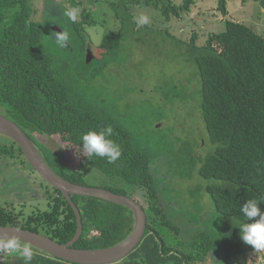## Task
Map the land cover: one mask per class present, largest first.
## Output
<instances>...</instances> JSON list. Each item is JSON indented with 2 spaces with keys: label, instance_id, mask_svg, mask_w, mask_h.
<instances>
[{
  "label": "trees",
  "instance_id": "obj_1",
  "mask_svg": "<svg viewBox=\"0 0 264 264\" xmlns=\"http://www.w3.org/2000/svg\"><path fill=\"white\" fill-rule=\"evenodd\" d=\"M30 1L0 0V108L25 132L39 153L37 144L54 156L52 165L42 157L64 180L79 185L80 170L89 165L108 177L121 178L139 191L143 201L135 195L134 200L146 214L147 229L137 248L117 264H192L216 250L220 251L224 264H230L237 257L255 253L240 239L238 226L253 222L240 212L247 200L256 199L260 203L258 207L264 211V37L232 20H226L224 30L210 34L202 46L197 45L196 34H192L189 43H184L165 32L185 48L186 59L195 65L200 79V110L206 134L200 141L207 140L210 150L203 153L204 156L197 155L198 141L192 145L186 140L181 151L189 152L188 159L185 153H180L185 159L183 165L196 169L203 181L199 179L198 187L211 198L219 221L217 225L222 226L219 230L204 226L200 231H189L186 238L173 243L169 235L173 233L177 240L183 229L178 225L179 214L173 212V204L165 198L160 160H152L147 150L135 139L133 142L129 132L110 114L96 111L74 94L73 87L61 73L63 68L46 49L43 26L30 19ZM196 1L184 0L176 5L173 0H144L142 4L171 20L188 13ZM259 2L264 6V0ZM69 3L77 6L74 0ZM107 3L121 28L103 37L95 50L99 57L93 58L91 44H87L86 53L89 51L93 58L88 66L96 60L104 64L103 59L114 58L121 52L129 28L134 31L137 28L128 5L141 2ZM217 9L222 16H227V0H218ZM79 15L80 20L74 22L67 16L71 35L81 36L85 25H94L89 13L81 11ZM109 125L114 129L109 138L120 146L122 155L114 163L100 157L90 161L84 153L81 135L90 130L102 131V127ZM47 139L59 146L61 155L46 147ZM0 151L13 157L16 153L22 154L14 142ZM178 153L172 149V161L181 164L183 160L176 157ZM46 185L50 189H43L48 200L46 210L24 217L12 205L0 206V227L22 228L66 244L76 234V215L62 193ZM71 199L83 227L73 248L108 249L123 242L131 233L134 219L127 207L89 197L72 196ZM30 248L33 251L31 264H70ZM0 264L25 262L18 253L4 257L0 250Z\"/></svg>",
  "mask_w": 264,
  "mask_h": 264
},
{
  "label": "rangeland",
  "instance_id": "obj_2",
  "mask_svg": "<svg viewBox=\"0 0 264 264\" xmlns=\"http://www.w3.org/2000/svg\"><path fill=\"white\" fill-rule=\"evenodd\" d=\"M138 1L141 4L128 5V11L135 21L140 15H146L149 23L137 26L135 31L129 28L121 52L114 58L103 59L104 64L96 60L89 66L86 63L87 44H91L93 58L99 57L95 50L103 37L117 33L121 28L107 3L115 0H74L76 7H72L69 0H31L28 7L31 21L43 26L46 49L63 68L61 73L73 87L74 94L90 103L96 111L110 114L129 132L133 142L135 139L147 150L152 160H160L165 198L173 204V212L179 214L178 225L183 229L177 240L173 233L169 239L178 243L189 231H200L204 226L219 230L222 226L217 225L219 221L211 198L198 187L202 180L196 169L183 165L185 159L181 154L185 153L188 159L189 152L181 151L186 140L192 145L198 141L197 155L210 150L207 140L200 141L206 136L200 110V79L195 65L186 59L185 48L167 37L165 32L184 43H189L192 34H196V43L202 46L210 34L224 30L226 20H232L264 37V6L260 0H227V16L224 17L217 9L218 0H197L188 13L166 20L160 11L142 4L144 0ZM183 1L173 0V3L181 5ZM72 10L76 11V21L80 20L81 11L89 13L94 21L93 26H84L85 33L81 36L71 35L68 29L67 13ZM64 27L70 38L60 49L52 45L51 38L55 39L53 34L62 32ZM1 143L3 148L0 150L11 147L0 140ZM37 145L40 155L52 165L54 156L47 153L43 145ZM45 145L51 152L61 155L59 146L52 139L45 140ZM173 148L179 152L176 157L183 160L181 164L172 161ZM80 172L82 178L78 183L81 186L112 189L133 200L134 195L142 196L121 178L108 177L89 165L83 166ZM44 188L50 190L22 154L16 153L13 157L0 151V206L12 205L24 217L38 210L44 211L48 202ZM252 256H247L251 264L264 262V252ZM244 257H237L230 264H250V259L246 263ZM192 264L224 262L220 251L216 250Z\"/></svg>",
  "mask_w": 264,
  "mask_h": 264
},
{
  "label": "water",
  "instance_id": "obj_3",
  "mask_svg": "<svg viewBox=\"0 0 264 264\" xmlns=\"http://www.w3.org/2000/svg\"><path fill=\"white\" fill-rule=\"evenodd\" d=\"M91 59L92 54L88 51L86 63H89ZM0 134L16 143L31 168L42 180L62 193L77 218L76 234L66 244H59L44 235L18 227H0V234L7 233L9 236H16L19 238L20 244L30 246L39 252L70 264H117L137 248L145 235L147 218L144 210L135 200L106 189L81 186L64 180L52 171L25 132L13 121L2 115H0ZM72 196L95 198L127 207L131 210L134 219L131 233L123 242L108 249L80 250L73 248L72 246L82 235L83 227L80 213L71 199Z\"/></svg>",
  "mask_w": 264,
  "mask_h": 264
},
{
  "label": "clouds",
  "instance_id": "obj_4",
  "mask_svg": "<svg viewBox=\"0 0 264 264\" xmlns=\"http://www.w3.org/2000/svg\"><path fill=\"white\" fill-rule=\"evenodd\" d=\"M71 21H75L76 11L72 10L67 13ZM137 26H143L149 23V18L146 15H140L136 18ZM55 39L51 38V43L54 47L63 48L69 41V32L64 27V30L53 34ZM102 131L90 130L81 135V142L84 153L91 161L93 157L106 158L108 163H114L121 155L120 146L115 143L111 137L114 129L109 125L102 127ZM260 204L256 199L247 200L240 208V212L247 218L253 220L251 223H241L240 239L246 244L250 245L254 252L264 251V211H261ZM258 219H254L257 218ZM0 240H7L5 247L11 253H18L24 259L25 264H31L33 259V251L30 247L24 246L21 249L19 238L16 236H9L7 233L0 234Z\"/></svg>",
  "mask_w": 264,
  "mask_h": 264
},
{
  "label": "flooded vegetation",
  "instance_id": "obj_5",
  "mask_svg": "<svg viewBox=\"0 0 264 264\" xmlns=\"http://www.w3.org/2000/svg\"><path fill=\"white\" fill-rule=\"evenodd\" d=\"M0 115L7 117L6 114H5L4 109H2V108H0ZM11 121H13V120H11ZM0 140L3 141V142H5L6 143L5 145H8V144L11 145V143H13V141L10 138H8V137H6V136H4L2 134H0ZM0 147L3 148V143H1Z\"/></svg>",
  "mask_w": 264,
  "mask_h": 264
},
{
  "label": "built area",
  "instance_id": "obj_6",
  "mask_svg": "<svg viewBox=\"0 0 264 264\" xmlns=\"http://www.w3.org/2000/svg\"><path fill=\"white\" fill-rule=\"evenodd\" d=\"M6 243H7V241H1V242H0V249L3 251V253H4L6 256H9V255H11L12 253L9 252V251L7 250V248L5 247Z\"/></svg>",
  "mask_w": 264,
  "mask_h": 264
},
{
  "label": "crops",
  "instance_id": "obj_7",
  "mask_svg": "<svg viewBox=\"0 0 264 264\" xmlns=\"http://www.w3.org/2000/svg\"><path fill=\"white\" fill-rule=\"evenodd\" d=\"M21 249H22V247H21ZM1 250V249H0ZM2 251V250H1ZM2 253H3V251H2ZM255 253H257V252H255ZM259 253V252H258ZM263 253V252H262ZM252 255L254 254V253H251ZM12 255V254H11ZM11 255H9V256H11ZM252 255H246L245 257H246V263H248V259H250V258H248L247 256H251V257H253ZM3 256L4 257H9V256H6L4 253H3ZM240 257H243V256H240ZM244 257V258H245ZM254 259V258H253ZM244 260V259H243ZM244 264H245V262H244ZM250 264H251V259H250ZM262 264H264V262H262Z\"/></svg>",
  "mask_w": 264,
  "mask_h": 264
}]
</instances>
